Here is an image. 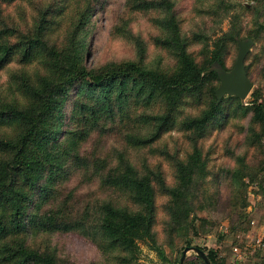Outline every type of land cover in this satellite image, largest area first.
<instances>
[{
  "label": "trees",
  "instance_id": "obj_1",
  "mask_svg": "<svg viewBox=\"0 0 264 264\" xmlns=\"http://www.w3.org/2000/svg\"><path fill=\"white\" fill-rule=\"evenodd\" d=\"M106 1L0 0V264H65L54 249L37 244L38 236L52 234L90 238L105 251H117L125 264H140L141 244L166 260L155 235L158 197L169 199L163 211L171 232L200 235L198 219L208 221L194 214L199 195L209 199L211 130L242 113L250 118L248 147L264 155V89L255 87L247 105L229 96L219 102L220 81L211 72L215 62L228 72L234 68L226 58L231 47L239 49V40L264 44V0H246L251 7L235 0H196L198 14L230 18V29L217 38L185 33L179 0H127L111 33L135 42L139 60L88 68L85 36ZM245 12L254 21L243 36ZM142 14H154L160 33L153 42L172 58V67L144 63L146 45L131 28ZM258 54L250 52L245 61L253 84ZM176 128L190 147L169 159L176 186L168 187L162 172L140 171L129 153L163 142ZM111 138L123 141V148L102 152ZM235 158L228 174L242 229L251 224V185L264 197V161L255 168L247 156ZM75 178L79 181L71 186ZM108 195L127 197L128 203L120 206ZM192 242L186 240V246ZM205 253L210 264H228L215 250ZM187 264L206 263L197 257Z\"/></svg>",
  "mask_w": 264,
  "mask_h": 264
},
{
  "label": "rangeland",
  "instance_id": "obj_2",
  "mask_svg": "<svg viewBox=\"0 0 264 264\" xmlns=\"http://www.w3.org/2000/svg\"><path fill=\"white\" fill-rule=\"evenodd\" d=\"M126 1L107 0L99 7L92 19V25L85 36L87 44L85 65L88 68L99 67L108 62L139 60L135 42L114 37L111 33L117 22L118 13L125 8ZM235 3L246 7L252 6V3L246 0H235ZM209 4L205 6L206 9ZM196 8V0H179L178 10L181 17L184 18L185 33L192 35L204 32L213 38H217L228 32L231 26L230 18L222 20V18H211L206 13L200 15L196 12ZM239 11L242 12L240 9ZM153 17L154 14L138 15L135 17L131 28L133 33L140 36L146 45L144 63L147 67L167 69L172 67L173 60L167 53L157 48L153 42L160 33L151 20ZM253 21L254 15L245 12L242 25L243 36L247 35L253 27ZM263 50L264 44H259L254 45L251 51L254 55L259 53L256 58H260L252 69L251 78L255 84L253 90L255 87L264 89V55L260 54ZM238 52L239 49L237 50L235 46L231 47L230 54L226 58L228 68L234 67ZM252 61L253 59L248 60L247 63L250 64ZM249 101L250 95L242 102L247 105ZM249 119L242 113L236 115L232 113L229 118L222 119L223 122L211 130L207 138L208 151L213 149L215 154L209 164L211 174L205 185V188L208 189L209 199L204 200L200 194L199 197L202 202L195 206L197 214L195 213L194 217L208 221V223L202 224L198 219L200 235L195 236L190 232L183 237L171 232L168 226L169 216L163 211V207L169 199L165 195L159 196L158 204L161 208L155 227V235L157 247L165 253L166 260H162L156 249L141 244L138 263L179 264L183 251L187 247L185 241L188 239H192V247H197L204 252L215 250L218 257L223 258L228 264H254L264 260V197L261 196L258 185L252 184L248 190L250 203L248 213L251 224L240 229L241 220L238 218L237 210L234 208L231 199L234 185L228 174V171L235 169V157L237 156H247L248 165L255 168L264 161V155L250 149L246 143ZM122 143L123 141L117 140V138L108 139L103 145L102 152L122 149ZM185 147H190V145L176 128L170 135L167 134L164 137L163 142L149 148L132 150L129 157L140 171L147 168L156 173L162 172L165 184L168 187H175L176 172L169 159H174L178 149ZM78 181L75 178L70 185L74 186ZM97 186L98 182L94 185V189ZM82 193H89L88 189L85 187ZM107 198H113L120 206H125L128 203L127 197L108 195ZM245 228L248 230L245 231ZM34 239L35 237H31L30 242H34ZM37 244L43 248L47 246L54 249L65 264H125L117 251H105L92 239L76 234L38 236ZM195 258H197L195 253H188L184 264Z\"/></svg>",
  "mask_w": 264,
  "mask_h": 264
},
{
  "label": "water",
  "instance_id": "obj_3",
  "mask_svg": "<svg viewBox=\"0 0 264 264\" xmlns=\"http://www.w3.org/2000/svg\"><path fill=\"white\" fill-rule=\"evenodd\" d=\"M239 52L234 68L231 71H226L219 63L215 62L212 65L211 72L218 75L220 86L216 90L217 99L220 102L224 97H236L241 101H245L251 94L254 84L249 79L246 71L245 61L249 53L254 47V42L250 39L239 40ZM193 252L197 257L202 259L206 264L210 261L206 253L197 247H186L183 251L180 264L184 261L188 253Z\"/></svg>",
  "mask_w": 264,
  "mask_h": 264
}]
</instances>
